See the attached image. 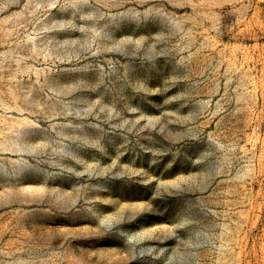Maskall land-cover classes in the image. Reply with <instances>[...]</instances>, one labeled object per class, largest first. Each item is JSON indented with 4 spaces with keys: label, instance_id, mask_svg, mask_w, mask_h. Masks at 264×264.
Masks as SVG:
<instances>
[{
    "label": "rangeland",
    "instance_id": "obj_1",
    "mask_svg": "<svg viewBox=\"0 0 264 264\" xmlns=\"http://www.w3.org/2000/svg\"><path fill=\"white\" fill-rule=\"evenodd\" d=\"M0 264H264V0H0Z\"/></svg>",
    "mask_w": 264,
    "mask_h": 264
}]
</instances>
